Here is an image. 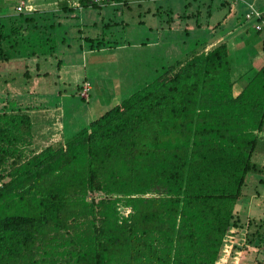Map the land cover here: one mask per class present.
Instances as JSON below:
<instances>
[{
  "label": "trees",
  "instance_id": "1",
  "mask_svg": "<svg viewBox=\"0 0 264 264\" xmlns=\"http://www.w3.org/2000/svg\"><path fill=\"white\" fill-rule=\"evenodd\" d=\"M75 1L78 7L59 1V9L99 7ZM31 12L19 13L37 20ZM18 22L5 30L0 22V62L44 50L11 48L17 36L31 44L26 30L33 26ZM238 79L220 41L184 63L174 60L69 137L42 147L28 106L4 99L0 264H58L56 247L66 252L63 264H214L230 228L245 232L242 254L251 246L262 252L264 222L241 220V197L247 174L264 184V165L253 160L264 152V63L242 85ZM119 205H129L127 215Z\"/></svg>",
  "mask_w": 264,
  "mask_h": 264
},
{
  "label": "rangeland",
  "instance_id": "2",
  "mask_svg": "<svg viewBox=\"0 0 264 264\" xmlns=\"http://www.w3.org/2000/svg\"><path fill=\"white\" fill-rule=\"evenodd\" d=\"M19 1L33 8L31 16L37 20L23 21V15L15 10ZM59 1L62 0H0L3 30L4 26L19 24L18 20L34 27L26 30L30 45L20 41L19 36L11 32V39L16 37L10 40L11 48H33L36 52L44 49L37 57L0 62V107L6 98L9 106L34 105L39 102L48 104L53 101L56 103L54 107L58 106L55 115H62L58 124L62 122L64 125L65 138L86 125L85 111L88 104L92 102L96 110L102 113L163 71H152L153 66H168L174 60L184 63L194 52L205 51L220 41L227 46L231 76L239 77V84L264 63V49L261 48L264 30L256 31L253 28L254 21L244 17L246 1L252 3L253 8L263 9L264 0H244L245 5L240 0H229V5L222 3L225 0H97L95 2L99 7L72 8L66 12L59 9ZM63 1L72 7L70 3L73 0ZM45 15H51L52 18L39 20V16ZM57 22L60 24L57 25ZM31 34L37 35L31 37ZM80 36L94 39L85 41ZM102 37L103 42L99 41ZM203 43L205 45L201 47ZM47 47H50L49 52ZM89 47L93 51H89ZM163 50L165 54L169 52L170 58L168 54H163ZM57 59L83 64L87 81L95 83L93 89L88 91L86 101L77 95L58 97L53 94L58 86L62 87L55 76ZM44 61L49 63L51 69H48L45 77L40 75L38 81L36 66L41 70V62ZM23 70L28 71V78L24 77ZM11 77L12 85L5 83V80L10 82ZM101 84L103 88H100ZM66 86L64 89L70 90ZM7 90L9 94H6ZM105 96L108 98H103ZM74 117L75 128L74 123L71 128L70 123ZM50 137H35L34 140L38 147H42L51 142ZM260 137H264V131ZM253 160L263 165L264 152L256 153ZM246 178V185L242 188L246 196L241 197L246 208L241 214V220L245 222V214H248L255 221L264 222V184L256 183V173H249ZM93 196L96 194L93 193ZM116 209L120 216L130 211L129 205H119ZM56 249V261L63 264L59 261L66 258V252L60 247ZM254 254V251H250L249 257Z\"/></svg>",
  "mask_w": 264,
  "mask_h": 264
},
{
  "label": "crops",
  "instance_id": "3",
  "mask_svg": "<svg viewBox=\"0 0 264 264\" xmlns=\"http://www.w3.org/2000/svg\"><path fill=\"white\" fill-rule=\"evenodd\" d=\"M253 1L254 0H252V2ZM239 2H241L243 5L245 4L244 0H240ZM229 3H230V1H229ZM246 3H249V2L246 1ZM50 10L53 11V8H51ZM80 37L83 38V40H84V36H80ZM89 48H90L89 51H93L92 47H89ZM103 48H101V49H103ZM51 51L53 52V50H51ZM163 54L164 55L168 54L167 56L170 58L169 52L167 54H165V51L163 50ZM46 62L47 61L41 62V67H42L41 70L38 69V65L36 66V70H37L36 74L38 75V79H36V80H38V81H39V76L42 75V72H46V74H47L49 72L48 69H51V66L49 65V63L47 62V64H46ZM44 67H46L47 70H44L45 69ZM163 67H167V66H164V65L159 66V67L153 66L152 71L157 70V69H164ZM54 69H55L56 80H57V82H60L62 87L58 86L57 91L54 92L53 94L54 95L57 94L58 97L59 96L68 97L71 95H73V96L77 95L78 96L81 81L84 79L87 80L83 64L80 62L76 63L74 61L62 62L60 59H57L55 62V68ZM46 74H44L43 76L45 77ZM90 83H91V87H90L89 91L93 89V85L95 84L94 82L93 83L90 82ZM66 84L68 85L66 87H69L70 90L64 89V86ZM100 88H103V84L100 85ZM71 91H72V93H71ZM109 95H110V93L107 92V96H109ZM89 96H90V94H89ZM103 98H108V97L105 96ZM84 101H86V100L84 99ZM101 102L104 103L103 101H101ZM62 103H65V101L62 100ZM91 103L88 104L87 109L85 111V121H86L85 124H87L89 121L93 120L97 115L100 114L99 111L96 110V108ZM97 104L99 106V102ZM55 105H56V103H54L53 101L48 102V104H45L44 102L43 103L39 102L38 104H34V105L27 104V106H28L27 108H29V106H30V108L27 110V113H28V116L30 118L32 137L34 139H35V137L36 138H42L44 136L46 137L47 135H49V136H51L50 137L51 142H48V143H55L56 141L61 140L63 137H65L64 136V125L62 124V122H59L60 125L58 124V120H60L62 115H59V114L55 115V112L57 111V107H58V106L54 107ZM103 107H105V106H103ZM50 111H51V113H50ZM73 123H74V128H75V117L73 119V122L71 121V123H70L71 128L73 126ZM34 131H35V133L33 134ZM54 136H55V138H53ZM245 216L249 217L248 214H245ZM244 247H247V244L245 242H244ZM250 251H254L256 254L249 257L250 252L246 251L245 253H243L241 258H242V261L244 262V264H255L256 263L255 261H258L260 259V256H261L260 250H259V252H256V249H254L253 246H251Z\"/></svg>",
  "mask_w": 264,
  "mask_h": 264
},
{
  "label": "built area",
  "instance_id": "4",
  "mask_svg": "<svg viewBox=\"0 0 264 264\" xmlns=\"http://www.w3.org/2000/svg\"><path fill=\"white\" fill-rule=\"evenodd\" d=\"M68 1V0H67ZM97 1V0H94ZM74 7H78L77 1L73 0L70 3ZM249 11L244 14L246 19H250L254 21L253 28L255 30H259L262 28L264 22L258 21L260 18L261 11L258 9L253 8L252 3L248 4ZM15 10L17 12H31L33 8L30 5H25L23 2L19 1L16 6ZM90 89V82L87 80H82L80 83V88L78 92V96L86 100L88 97V91ZM244 233L242 230L237 232L236 228H230L228 232L222 239V246L220 250V255L214 261V264H244L241 259L242 250L240 247L244 246ZM239 237V240L236 238ZM234 245H238L237 248H234ZM260 256V261L264 264V248L262 249Z\"/></svg>",
  "mask_w": 264,
  "mask_h": 264
},
{
  "label": "clouds",
  "instance_id": "5",
  "mask_svg": "<svg viewBox=\"0 0 264 264\" xmlns=\"http://www.w3.org/2000/svg\"><path fill=\"white\" fill-rule=\"evenodd\" d=\"M72 7H74V6H72Z\"/></svg>",
  "mask_w": 264,
  "mask_h": 264
}]
</instances>
